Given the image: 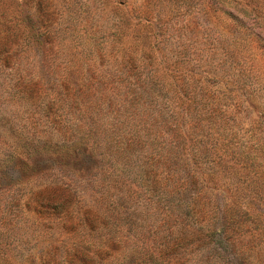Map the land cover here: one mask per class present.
Here are the masks:
<instances>
[{"label": "rangeland", "instance_id": "1", "mask_svg": "<svg viewBox=\"0 0 264 264\" xmlns=\"http://www.w3.org/2000/svg\"><path fill=\"white\" fill-rule=\"evenodd\" d=\"M0 264H264V0H0Z\"/></svg>", "mask_w": 264, "mask_h": 264}]
</instances>
